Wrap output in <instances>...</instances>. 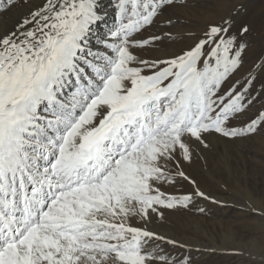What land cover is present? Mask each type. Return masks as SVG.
Here are the masks:
<instances>
[{"label": "snow or ice", "instance_id": "6c2138e0", "mask_svg": "<svg viewBox=\"0 0 264 264\" xmlns=\"http://www.w3.org/2000/svg\"><path fill=\"white\" fill-rule=\"evenodd\" d=\"M171 2L118 0L114 55L86 50L97 0H45L18 26L32 28L0 36V264H146L155 233L128 219L190 200L160 192L161 161L177 147L190 159L185 135L264 123L225 127L244 107L239 92L218 95L240 64L227 29L165 60L133 54L151 43L133 34Z\"/></svg>", "mask_w": 264, "mask_h": 264}, {"label": "rangeland", "instance_id": "374dc122", "mask_svg": "<svg viewBox=\"0 0 264 264\" xmlns=\"http://www.w3.org/2000/svg\"><path fill=\"white\" fill-rule=\"evenodd\" d=\"M33 2L0 0V23L10 14L30 19L45 0L37 9ZM114 12L112 8L110 18ZM114 21L120 23L118 14ZM212 26L227 29L220 35L233 39V55L241 51L240 64L218 92L242 94L243 110L225 124L240 129L264 113V0H172L159 6L151 24L133 34L134 40H151L135 47L142 56L133 54L146 61L178 56L206 39ZM32 27L17 26L14 32ZM182 139L190 159L177 147L171 160L161 161L171 182L156 186L167 196H190L187 206L160 207L162 215L149 211L148 219L128 220L155 233L143 247L149 254L146 264H264V123L252 134L232 137L213 130L200 139ZM197 190L204 195H196Z\"/></svg>", "mask_w": 264, "mask_h": 264}, {"label": "bare ground", "instance_id": "6f19581e", "mask_svg": "<svg viewBox=\"0 0 264 264\" xmlns=\"http://www.w3.org/2000/svg\"><path fill=\"white\" fill-rule=\"evenodd\" d=\"M41 0H34L33 7L36 9L40 7L39 3ZM118 4V0H99L97 1V11L100 16V19L90 26V31L87 35V44L86 50H90L94 55L103 56L105 53L108 55H114V52L106 47L105 41L109 43H118L119 40L116 37L111 36V32L115 31L119 25L117 22L115 23L114 17L118 14V8L116 7ZM112 8L115 9L113 16L110 18L109 14L112 11ZM35 10V9H34ZM2 14H5L3 12ZM26 15L23 18H15L14 15L10 14V19L4 17L0 23V36L7 35L10 32H14L17 26L21 25L25 20ZM12 17V19H11ZM27 17V16H26ZM107 28H111L110 30H106ZM138 40V39H137ZM137 49V50H136ZM132 52L139 54L142 56L143 52L138 48L132 47L130 49ZM165 57L167 55H164ZM169 57V56H168ZM92 57L90 56L89 59ZM86 71H90L86 65H84ZM88 69V70H87ZM130 217L129 219L134 218ZM128 219V220H129ZM248 257V256H247Z\"/></svg>", "mask_w": 264, "mask_h": 264}]
</instances>
